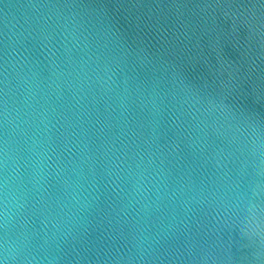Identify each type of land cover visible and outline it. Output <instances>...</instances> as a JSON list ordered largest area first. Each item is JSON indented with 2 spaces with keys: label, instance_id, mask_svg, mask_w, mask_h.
I'll return each instance as SVG.
<instances>
[{
  "label": "water",
  "instance_id": "1",
  "mask_svg": "<svg viewBox=\"0 0 264 264\" xmlns=\"http://www.w3.org/2000/svg\"><path fill=\"white\" fill-rule=\"evenodd\" d=\"M0 264H264V0H0Z\"/></svg>",
  "mask_w": 264,
  "mask_h": 264
}]
</instances>
